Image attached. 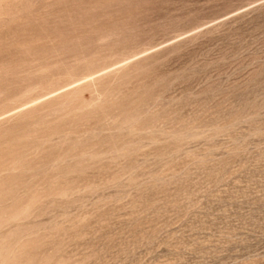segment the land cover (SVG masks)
Listing matches in <instances>:
<instances>
[{
    "label": "rangeland",
    "instance_id": "obj_1",
    "mask_svg": "<svg viewBox=\"0 0 264 264\" xmlns=\"http://www.w3.org/2000/svg\"><path fill=\"white\" fill-rule=\"evenodd\" d=\"M0 264H264V0H0Z\"/></svg>",
    "mask_w": 264,
    "mask_h": 264
}]
</instances>
